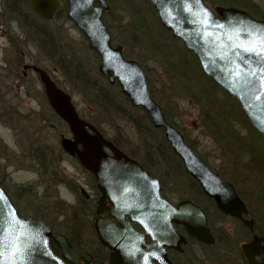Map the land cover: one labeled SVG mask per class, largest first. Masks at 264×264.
Segmentation results:
<instances>
[{
    "label": "water",
    "instance_id": "1",
    "mask_svg": "<svg viewBox=\"0 0 264 264\" xmlns=\"http://www.w3.org/2000/svg\"><path fill=\"white\" fill-rule=\"evenodd\" d=\"M30 10L42 21L54 20L60 0H26ZM66 19L83 35L88 49L99 59L97 67L110 86L117 85L121 96L132 108L142 109L152 126L160 129L174 155L219 213L239 219L251 231V222L243 215L247 209L233 186L210 170L205 161L185 144L181 133L166 122L161 107L154 103L138 62L126 60L122 47L111 45V35L103 15L109 11L106 0H64ZM154 8L160 25L180 40L193 54L201 73L236 100L250 126L264 137V22L235 8L215 7L211 10L203 0H147ZM38 75L48 104L68 127L71 138H60L62 150L76 157L82 168L96 180L100 197L97 202L94 231L98 241L109 252V264H172L168 250L181 251L186 240L174 226L205 245L214 238L204 212L190 201L173 205L164 200L159 181L135 161L126 157L104 139L89 123L79 118L71 98L57 88L43 69L24 65ZM105 150H109L110 154ZM124 160V164H119ZM112 199L115 207H136L143 211H103V199ZM127 202V203H126ZM144 229L138 234L129 228L125 217ZM115 220L116 225L109 221ZM146 239L151 241L146 244ZM254 236L242 249L249 264H257L253 254H262L264 246ZM55 244L62 259L50 248ZM258 251L251 253L253 249ZM0 260L3 264H100L77 251L63 235H53L51 228L38 220L24 219L5 191L0 187ZM261 264H264V258Z\"/></svg>",
    "mask_w": 264,
    "mask_h": 264
},
{
    "label": "rangeland",
    "instance_id": "2",
    "mask_svg": "<svg viewBox=\"0 0 264 264\" xmlns=\"http://www.w3.org/2000/svg\"><path fill=\"white\" fill-rule=\"evenodd\" d=\"M204 1L209 7H228V5H221L219 0ZM252 1L264 7V0ZM109 2L114 9L109 16L106 13L103 20L108 25L113 46L120 45L123 47V52H126V46H129V31L132 33L137 46L128 48V51L137 55L142 61L141 66L145 71L147 85L149 83L150 86L148 88H151V91L154 90L156 101L153 100L161 107L162 113L165 112L168 115L175 125L170 124L181 132L187 144L192 146L196 154L202 157L214 171L232 177L240 191L243 192L242 185L250 189V195L245 194L246 200L253 215L258 219L262 218L263 222L264 137L249 127L236 100L227 95L224 96L222 92L211 87L208 79L200 72L193 55L186 50H181V43L175 41L169 33H164L163 28L151 13L150 18L144 19V28L138 29L136 24L134 26L135 20L128 12L119 10L117 3L113 0ZM131 2L140 4L139 0H131ZM140 5L143 11L148 10L143 4ZM37 18L32 17L33 20H31L52 31L56 39L69 46L70 53H74L84 62V66L90 69L92 77L97 75L99 63L95 55L88 49L83 35L66 19L65 15L48 24L39 22ZM23 26L19 20L2 12L0 0V56L7 60L6 64L0 60V184L9 193L18 210L22 212L21 215L33 216V218L39 216L50 225L52 223L57 233L65 234L69 229L70 214L73 212L70 206L72 204L70 188L78 185V182L81 183L80 180L83 177L86 179L87 175L75 160L62 151L60 138L61 136L70 138V134L65 125L54 117L37 75L28 73L27 77L22 78L19 54L24 53V64H38L43 66L49 74L51 73L55 82L61 86L60 88L71 96L76 110L82 116H87V107L82 101L83 97L79 96L77 88L67 86L58 69L45 59V55L41 54L39 41L35 39L33 31L30 32V29L27 30ZM174 50L175 54H173ZM126 59L135 60L136 58L127 57ZM182 68L191 78L197 79L199 86L195 87L193 82L182 75ZM18 79H21L23 87L18 86ZM122 99L125 100L123 97ZM130 108L133 109L128 113L131 116L143 113L142 109L131 106ZM165 113H163L164 116ZM226 124H229L227 129ZM115 128L120 133L119 136ZM139 128V125L117 120L115 126L99 122L96 130L107 139L116 138L120 146L124 147L123 149L131 151L130 153H133L138 160H143L142 153L146 151L143 149L145 135ZM216 128L219 130L217 136L214 133ZM147 132L154 133L159 140H164L161 131H155L151 127L147 129ZM226 133L238 138L240 140V142L237 141L238 145L246 150L239 155L237 162L234 161L237 158L236 151L238 152L239 146L236 147L231 136L227 145L223 141ZM220 134H223L222 144L229 146L230 151L219 145L216 138H219ZM38 146L44 147V152L40 156L41 161H35L33 157V149ZM252 150L260 151L261 154L257 156L259 153L249 152ZM254 157L259 162L253 161ZM149 160L153 163L150 169L155 171V174L159 173L162 179L164 178L165 187H171L169 198L174 201L180 200V183L182 181L187 183L184 176L179 170L176 172L173 168H170V171L164 169L163 167L167 166L166 163L164 165L162 162L161 165L156 163L155 156ZM32 161L36 162V168L39 165H47V170L53 171V174H50V177L41 175V170L29 164ZM234 165H237L236 176L230 174L229 170L230 168L233 171ZM244 166L247 168H243ZM22 188L27 191L17 195ZM187 191L189 195L190 192ZM191 196L193 195L187 197ZM223 224L228 228L231 227L229 220L221 221L220 226L214 227L217 235L221 234ZM92 234L87 231L84 233V239L94 241ZM192 249L198 252L200 250L199 247Z\"/></svg>",
    "mask_w": 264,
    "mask_h": 264
},
{
    "label": "trees",
    "instance_id": "3",
    "mask_svg": "<svg viewBox=\"0 0 264 264\" xmlns=\"http://www.w3.org/2000/svg\"><path fill=\"white\" fill-rule=\"evenodd\" d=\"M60 1H61V7L57 11L54 20L59 19V18H63L65 13H66V3L63 0H60ZM107 1L109 2L110 0H107ZM113 1L115 3H117L119 10L126 11L130 14L132 19L135 20L134 26L136 24L138 29L144 28L143 27L145 25L144 19L146 17L150 18L149 17L150 13L155 17L156 21H158L156 18V15L154 13L153 8L151 7V5L146 0H139V3L143 4L145 7H147L148 8L147 11H143L140 4L133 3V2H131V0H113ZM225 1L226 2L219 0V2H221L220 3L221 5H223L224 3L230 2L227 0H225ZM241 1H243V0H240V2ZM249 1H251V0H249ZM27 3L28 2H26V0H1V10L5 15L14 17L17 20H19L24 25L23 27L25 29L26 28H27V30L30 29L29 30L30 32L33 31V33L35 35V39L37 41H39V44H40L39 49H40L41 54L45 55V59L47 61L51 62L52 65H54L58 69L61 77L63 78V82H65V84H67V86L72 87V88H77V90H78L77 92H79V94H80L79 96H81V98L83 97L82 101H83L84 105L87 107V109H86L87 110V116L86 117L82 116L78 112L79 115L81 116V118L84 119L85 121H87V123L89 122L90 124L94 125L97 129L99 126V122H101V123L103 122V124L107 123V124L115 126V122H117V120H123L127 123L130 122L135 126L139 125L140 126L139 130H141L143 132V135H145V137L143 136V138H144L143 149H144V151L146 149V151L143 152L144 153L143 155H145V157L148 159L151 158L152 156H155L157 159L156 163H160V165H161V162L163 163V165L166 163L167 166L163 167V165H162V167L168 171H170V168L171 169L173 168L176 172H177V170H179L180 174L184 176V179L188 183L187 185H188L189 192L190 193H191V191L194 192L195 189H197V187H198L197 184L194 181H192L189 176L185 175V173L182 170V167H181L179 160L175 157V155H173V153L169 149L168 145H166V142L164 140H159L157 138V136L154 135V133L147 132V129L151 128L147 115L144 112L143 113L141 112L140 115H135L136 117L129 115L128 114V113H130L129 111L133 110V109H131L130 106L126 103V101L122 99L120 94H118V93H120L118 87L117 86H109L108 84H106V82L103 80V78L101 76H98V74L96 75L97 77L96 76L92 77L90 75V69H87L84 66V62L81 59L77 58V55H75L74 53H70V51L68 50L69 46L66 43L60 42L59 39H56L55 34L52 31L48 30L47 27L41 26V25L39 26L36 22L32 21L33 20L32 17L37 18V16L29 9ZM230 3L238 6L237 1H231ZM109 5H110V2H109ZM113 9H114V6L110 5V11L107 14L108 16L110 14H112ZM37 20H39V22H42L43 24H48L47 22L40 21V19H38V18H37ZM163 32L167 33L165 30H163ZM128 38H129L128 39L129 46L128 47L126 46L127 51L126 52L124 51V53H123L124 57L125 58L134 57V58H136L135 60L140 65H142L143 63H142V61H140V58L137 57V55H133V54L129 53V51H128L132 47L137 46V42H135V37L132 35V33H130V31L128 34ZM175 41H177V40H175ZM151 47L154 49L153 46H151ZM181 50H184L182 45H181ZM173 52H174L173 54H175L176 51L174 50ZM95 58L98 61L96 56H95ZM185 63H186V61H185ZM34 65L37 66L38 68H41V69L43 68V66L41 67L38 64H34ZM43 70H45V69L43 68ZM181 70H182L181 72H183L182 75H185L184 77L186 79H189L191 82H193L195 87H197V85H198L197 79H195L193 77L191 78L190 75H187V73L183 71V68ZM208 81H209V83L213 89L219 90L220 92H222L210 80H208ZM148 86H149V83H148ZM59 87H61V86L59 85ZM149 89H150V94H151L152 98L156 101V98H155L156 95H155L154 90L151 91V88H149ZM201 89L203 90L205 88H201ZM87 94H88V96H87ZM222 94L225 96V94L223 92H222ZM163 113H165V112H163ZM165 117L169 123L175 125L174 122H172V120L168 117V115L166 113H165ZM218 125H220V124L218 123ZM220 126H222V125H220ZM225 126L227 129L229 124H226ZM224 130H225V128H224ZM115 131L119 136L120 133L117 132V128H115ZM218 131H219L218 128H216V130H214V133L216 134V136L218 135L217 133H219ZM222 136H223V134H220L219 138H216L217 141L219 142V145L222 148H225L226 150L230 151L229 146H225L224 144H222L223 143L222 138H221ZM230 136L234 139L233 142L235 143L236 147L239 146L238 152L236 151L237 158L234 161V162H237L239 155L245 153L246 150L243 149L241 145H238V142H240V140L238 138H236L235 136L231 135L230 133L224 134V140L223 141H225L227 143V145L229 144L228 139ZM231 137H230V139H231ZM110 140L113 142V144L115 146L121 147L119 141L116 138H112ZM244 147H245V145H244ZM43 152H44V147H41V146H38V147H36V149H33V157L35 158V161H41L40 156L42 155ZM130 152L131 151H127V153L131 157L135 158L134 154L130 153ZM249 152L259 153L257 156H259L261 154L260 151L258 152L255 150H252ZM142 157H144V156H142ZM135 159H137V158H135ZM150 160L153 161V159H150ZM259 160L261 161L260 158H259ZM253 161L259 162L255 157H254ZM35 163L36 162L32 161L29 164H31V167L36 168ZM145 166L147 167V169H150L149 165L146 164ZM47 167H48L47 165L46 166L39 165L37 168L39 170H41V175H44L45 177L46 176L50 177V174L52 175L53 171L49 170L50 171L49 172L47 170ZM236 167H237V165H234L233 175H235V173H236ZM245 167L247 168V166H244L243 168H245ZM159 169H160V167H159ZM172 171H171V173H173ZM156 174L154 173V175L156 177H160L161 180L163 181V183L165 184L164 178L162 179V177L159 175V173H156ZM174 175H176V174H174ZM19 191H20L19 194L20 193L23 194V192L27 191V189L22 188ZM201 200H202V203H205L208 201L207 198L203 194H202ZM76 214L77 213H75L74 211L71 212V214H70L71 218L69 220L70 223H73L74 221H76L75 220L76 218L78 220H80L78 216H74ZM79 223H81V222H79ZM72 234H73V231L69 227V229H68L67 233H65V235L67 237H69L72 244H75V241L72 238Z\"/></svg>",
    "mask_w": 264,
    "mask_h": 264
},
{
    "label": "flooded vegetation",
    "instance_id": "4",
    "mask_svg": "<svg viewBox=\"0 0 264 264\" xmlns=\"http://www.w3.org/2000/svg\"><path fill=\"white\" fill-rule=\"evenodd\" d=\"M227 1H230V2L237 1L238 6L233 5L232 3H224L223 5H228V7H234V8L240 9L241 11L243 10L249 15L252 14L251 16L255 19L264 20V7L261 6L260 4L255 3L252 0L251 1L243 0L241 2L240 0H227ZM215 7L216 6L210 7V8L213 9ZM0 60L3 61L5 64L7 62V60L3 56H0ZM18 60H19V65H20L19 68L21 70L22 78L27 77L28 73H32L36 75L30 69H27L25 72L22 71L21 66H24V63H23L24 53L19 54ZM18 80H19L18 86L23 87V85H21V79H18ZM18 80H16V82ZM57 121L63 123L61 120L57 119ZM65 127L67 128L66 125ZM68 134H69V131H68ZM108 141L111 142L110 140ZM113 146L117 148L121 153H123L126 157L130 158L131 160L132 159L135 160L144 170H146L149 173L150 178H156L145 166L146 164L149 166L152 165L153 164L152 161L147 159L145 155H143V153H142V156H144L142 157L143 160H138V159L131 157L127 153V151L123 149L124 147H118V146H115L114 144ZM119 164H121L122 166L124 164V160H120ZM207 165L209 166V164ZM209 168L211 167L209 166ZM211 170H213V168H211ZM229 170L231 172L230 174L233 175V171L230 168ZM85 174L87 175L86 179L83 177L80 180L81 183L78 182V185L72 186V188H70V191H69L71 195V201H72V204L70 205L72 207L71 211H75L77 214L74 216H78L79 219L81 220L80 221L76 218L75 219L76 221L68 225V228L70 227L73 231L72 238L75 241V244H72V245L78 251L82 253L85 252L91 255L93 260L100 262V264H109L110 252L105 246H102L99 243L96 237V234L94 232V226L92 223L94 222V218H95L97 201L101 195L97 188V184H96L94 177L90 173L85 172ZM217 174H219L223 180L233 185L237 195L243 201L244 205L247 208V214L243 216V219L246 221H250L252 223L251 224L252 231L247 226H245L242 223V221L235 219V218H231V216L227 217V216L219 214L218 210L215 207V204L211 200L207 199L209 202L207 201L205 203H202L201 199H202L203 192L198 185H197L198 187L196 186L197 189H195L194 192L190 190L191 191L190 195H193V196L187 197L189 196L188 191H187L189 190L188 185H187L188 183L186 182L183 183L184 181H182V183H180L181 198L180 200L176 199V201H174L172 200V198H169L170 197L169 195L171 194V187L169 188L165 187V184L159 179L160 186H161L160 188H162L161 197L163 199H165L166 201H168L169 203L173 205L175 204L177 205V203L185 199L190 200L194 204H196L197 207H200L204 211L207 217V220H208L209 228L211 229L213 238L215 239V244L211 247H208L190 238L187 235L184 228L180 226L178 227L175 226L176 232L178 233L179 236H181L182 238L186 240V244L182 246L181 251L179 252L174 251V250H168L167 257L170 260V262H172L173 264H249L247 261V258H245L244 252H242L241 245L251 243L253 240V236L258 237L259 239H263L264 237V220L262 222L261 220L262 218L258 219L256 216L253 215L252 209L250 208L249 203L247 202L246 197H245V194L250 195V189H247L245 186L242 185L243 192H244L243 193L242 191H240V188L237 186V184L231 179L232 177L230 178L229 176H225L223 173H220V172H218ZM235 176H236V173H235ZM1 187L6 191L4 186L1 185ZM15 189H17V187ZM7 194L9 195L8 192ZM18 194L19 192H17V195ZM16 206L17 205H15V207ZM134 210L143 211L139 208V206L118 208V207H115L112 199H109V198L103 199V211H106V213H110L112 211H134ZM21 213L22 212H19L18 216L26 217V216L21 215ZM29 218L38 219L42 222L47 223L51 227L53 235L58 234L55 231V229L52 227V223L50 225L48 221L42 219L39 216H37V218H33V216ZM224 220H229L231 227L228 228L227 225L223 224L224 225L223 229L220 228L221 234L219 233V235H217L214 227L220 226L221 221L223 222ZM109 221L112 224L116 225L115 220L113 221L112 218H109ZM125 222L129 225L130 229H132L133 231H136V233L138 234H143L144 229L140 227L138 224H136L131 219V217L129 216L125 217ZM86 230L93 233L92 236H93L94 241L90 239H88L89 241H87L86 239H84V233L87 232ZM147 243L150 244L151 241L149 239H146V244ZM260 246H263V242H260ZM193 247H199L200 248L199 252L198 250L192 249ZM215 249L217 250L215 251ZM255 251H258V248L253 249L251 253ZM52 252L55 256L61 257L59 250L57 249L56 246L52 245ZM211 252H214V253L211 254ZM256 253L253 254L255 258V262L257 264H261L263 261V257L261 254H256ZM65 264H68V263H65ZM77 264H84V263L79 261Z\"/></svg>",
    "mask_w": 264,
    "mask_h": 264
},
{
    "label": "snow or ice",
    "instance_id": "5",
    "mask_svg": "<svg viewBox=\"0 0 264 264\" xmlns=\"http://www.w3.org/2000/svg\"><path fill=\"white\" fill-rule=\"evenodd\" d=\"M0 264H3V261L2 260H0Z\"/></svg>",
    "mask_w": 264,
    "mask_h": 264
}]
</instances>
